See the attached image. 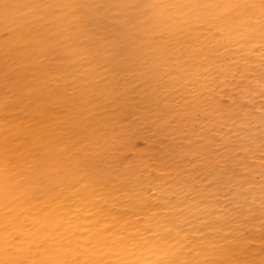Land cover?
Returning a JSON list of instances; mask_svg holds the SVG:
<instances>
[{
	"label": "bare ground",
	"instance_id": "6f19581e",
	"mask_svg": "<svg viewBox=\"0 0 264 264\" xmlns=\"http://www.w3.org/2000/svg\"><path fill=\"white\" fill-rule=\"evenodd\" d=\"M203 2L0 0V260L264 264L259 13Z\"/></svg>",
	"mask_w": 264,
	"mask_h": 264
},
{
	"label": "snow or ice",
	"instance_id": "6c2138e0",
	"mask_svg": "<svg viewBox=\"0 0 264 264\" xmlns=\"http://www.w3.org/2000/svg\"><path fill=\"white\" fill-rule=\"evenodd\" d=\"M215 6L222 10L224 15V19H232L235 23L240 25H244L243 29L238 31V34L241 36L242 41H246L250 37L246 35L247 32L253 31L254 28L246 24L247 19H252L254 14L258 11L259 13V23L261 24V28L259 31V44L258 48L261 55V69L262 74L260 77V88L258 90L253 89V93H258L262 99H264V0H206L200 4V7H211ZM191 7V4L189 5ZM243 47V45H241ZM241 59L243 61L246 60L243 53H241ZM234 66L238 69L240 74L245 72V68L240 62L233 61ZM254 78V77H253ZM246 85L241 84L240 89L245 90ZM261 111H264V105L261 106ZM184 194L187 195V190H184ZM184 205L187 206V200H185ZM14 240H18L23 242L21 236H15ZM32 243H35L34 241ZM15 244L9 242L7 244V248L5 249L2 245H0V252H9L12 253L15 249ZM215 248V245L212 246ZM0 264H27L25 261H17L14 259L8 260H0ZM50 264H67V262L62 261H52ZM79 264V261L77 262ZM171 264H189L187 261H173ZM208 264H216L214 261H209ZM226 264H231V262H226ZM235 264H249L246 261H236Z\"/></svg>",
	"mask_w": 264,
	"mask_h": 264
}]
</instances>
